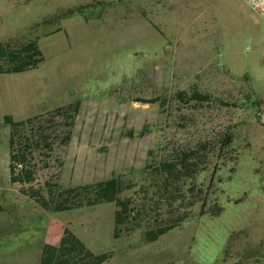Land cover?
I'll return each mask as SVG.
<instances>
[{"label":"rangeland","instance_id":"obj_1","mask_svg":"<svg viewBox=\"0 0 264 264\" xmlns=\"http://www.w3.org/2000/svg\"><path fill=\"white\" fill-rule=\"evenodd\" d=\"M32 41L42 62L0 73V264H42L67 229L102 264H264V21L245 0H0V43ZM76 101L65 144L50 112ZM8 115L35 117L15 148L31 182L11 181ZM194 148L198 172L164 169ZM112 176L141 226L117 236L115 202L53 209Z\"/></svg>","mask_w":264,"mask_h":264},{"label":"trees","instance_id":"obj_2","mask_svg":"<svg viewBox=\"0 0 264 264\" xmlns=\"http://www.w3.org/2000/svg\"><path fill=\"white\" fill-rule=\"evenodd\" d=\"M43 53L38 48L35 42H29L21 45H14L12 43L2 44L0 43V73L9 72H21L30 68H35L43 60ZM183 94V93H180ZM196 98L202 100H208V94L195 93ZM81 110L80 101L72 102L67 105L59 106L50 112L52 117H58L64 119L67 122V128L64 132L62 141L67 144L72 138L73 127L75 120ZM37 117V116H36ZM35 118V117H34ZM33 117L15 121L11 116H6V123L11 125L10 135V174L11 181L13 183H26L31 182L34 179L35 172L33 169L27 168V149L31 146L24 145L22 151L15 150L17 143V134L19 126L28 124L33 121ZM28 138V136L26 137ZM31 140V138H29ZM229 143L232 140L228 139ZM197 149H189L183 151L178 163L168 162L164 164L166 168H178L179 172H184L188 177L195 173V166L197 162L191 161L193 157L198 154ZM203 162L201 172L205 171L204 166L206 161ZM18 165L23 166L18 169ZM197 170L196 172H198ZM211 188V187H210ZM25 190V189H23ZM124 191L123 180L120 176H112L109 179L99 180L92 183L82 184L75 187L62 188L59 190V203L55 205V210H65L71 208H80L85 205L93 206L103 202H115L117 205L115 223H116V235L119 236L122 232V225L131 224L126 228L129 232L135 227L141 226V222L137 219L135 201L132 197H126L123 199L121 193ZM208 192L204 195L202 202L201 213H206ZM32 197H36L37 201L46 208H52L49 202L44 197H37L35 193H32ZM210 210L213 214H219L222 210V206L218 203L217 198L212 202ZM181 216L175 222L167 225H160L156 228H149L146 230L147 240L152 241L157 239L158 236L163 234L166 230L177 225ZM111 254L104 253L100 255L94 254L86 244L80 240L70 230H66L58 244H47L42 252V264H102L105 262Z\"/></svg>","mask_w":264,"mask_h":264},{"label":"built area","instance_id":"obj_3","mask_svg":"<svg viewBox=\"0 0 264 264\" xmlns=\"http://www.w3.org/2000/svg\"><path fill=\"white\" fill-rule=\"evenodd\" d=\"M251 10L258 14L264 21V0H245Z\"/></svg>","mask_w":264,"mask_h":264}]
</instances>
